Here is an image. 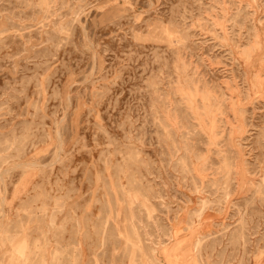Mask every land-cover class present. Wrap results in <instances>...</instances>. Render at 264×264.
<instances>
[{
    "label": "rangeland",
    "instance_id": "1",
    "mask_svg": "<svg viewBox=\"0 0 264 264\" xmlns=\"http://www.w3.org/2000/svg\"><path fill=\"white\" fill-rule=\"evenodd\" d=\"M0 264H264V0H0Z\"/></svg>",
    "mask_w": 264,
    "mask_h": 264
}]
</instances>
